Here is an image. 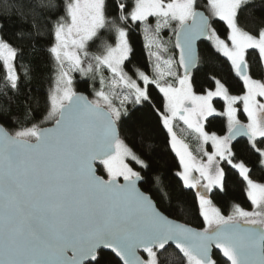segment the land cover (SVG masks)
<instances>
[{"label":"snow or ice","instance_id":"snow-or-ice-1","mask_svg":"<svg viewBox=\"0 0 264 264\" xmlns=\"http://www.w3.org/2000/svg\"><path fill=\"white\" fill-rule=\"evenodd\" d=\"M250 3L207 0L211 17L226 25L222 39L210 17L197 11L196 0H112L111 4L109 0H64V14L51 21L54 43L48 49L57 65L45 116L54 121L53 126L32 124L14 135L0 126V264H117L115 258L121 264H170L169 257L174 254L165 255L170 242L186 264H218L213 258V245L226 264H264V183L250 178V169L243 161L233 162L231 143L238 136L247 137L264 165V147L257 146L264 143V78L252 74H264V18L255 31L246 30L241 13ZM10 7L20 8L21 23L31 17L35 35H43L39 21H47L58 5L52 0H29L27 11L23 5ZM117 9L116 15H109L110 10ZM150 17L155 18V25ZM129 20L142 27L145 48L150 61H155L154 78L136 69L137 79H133L124 70L133 52ZM173 22L182 75L174 70V58L161 56L167 49L158 38L159 32ZM44 27L47 30L46 23ZM106 28L115 32V45H105L99 54L90 53L91 43ZM25 35L34 36L32 31L22 29L16 37L24 39ZM200 37L211 41L230 62L242 82L241 95L230 94L225 83L215 77L214 90L203 94L193 90L191 69L198 59L194 44ZM249 50L258 51V64H250ZM19 54L20 49L0 33L5 94L9 88L19 87L15 66ZM103 69H107L109 78ZM76 71L99 78L100 88L95 90L94 99L73 90L71 73ZM137 80L143 81V87ZM150 84L163 94V111L152 107L178 157L180 171L176 175L184 188L196 189L205 225L202 230L164 215L152 196L138 186L144 181L141 172L126 162L130 159L141 169L149 167L121 139L117 123L128 116L127 103H150ZM214 98L223 100V112L217 113ZM116 99L119 105L114 103ZM238 102L247 123L237 118ZM214 113L227 117L228 135L205 131L203 122ZM177 119L203 143L211 142L212 150L203 153L206 160H197L188 145L177 139L173 131ZM97 161L106 179L97 175ZM221 161L238 170L246 182L252 210L236 204L230 214L224 215L209 197L213 188L224 191ZM159 194L161 199L169 197L166 186Z\"/></svg>","mask_w":264,"mask_h":264},{"label":"trees","instance_id":"trees-1","mask_svg":"<svg viewBox=\"0 0 264 264\" xmlns=\"http://www.w3.org/2000/svg\"><path fill=\"white\" fill-rule=\"evenodd\" d=\"M52 2L58 7L51 10V15L47 17V21L43 19L39 21L41 31L44 34L35 35L36 30L31 27L32 18L29 17L24 23H21L19 19L20 8L10 7V5H23V10L27 11L29 0H0V25L3 26L0 28V33L20 49V54L15 61L20 76L17 90L9 88L5 94V72L2 65H0V124L9 132H15L32 124L42 127L52 123V120L45 119L49 108L48 93L55 70V63L48 49L54 43V37L50 31L51 21L64 14V0H52ZM111 2L112 0H109L110 4ZM206 3L207 0H196L197 9L204 10ZM117 12L118 9L115 11L110 10L109 15H116ZM9 15L11 18H8ZM261 18H264V0H251L250 5L241 13V24L246 27V30L255 31V26ZM211 21L212 26L217 30V34L222 39L225 38L226 25L218 19ZM45 23L47 24V30L44 27ZM128 25L130 26L129 42L133 52L130 54L129 60L125 62V70L133 72L135 69H141L149 72L150 64L142 27L138 22L133 24L130 20ZM22 29L25 32L32 31L33 38L25 35L24 39H17L16 34L21 32ZM114 40L115 32L107 28L103 29L95 41L91 43L88 51L99 54L104 49L99 47L100 42H104L105 45H112ZM247 58L250 64H258V51L249 50ZM25 69L28 71L25 72ZM191 73L193 90L197 93L213 89L215 86L213 77L225 83L230 94L241 95L243 93L242 82L231 70L230 62L216 51L208 40L199 41L198 62ZM252 74L257 79H261L263 76V74H258L255 71ZM74 82L76 91H83L89 96L92 84L87 78H80L75 73ZM148 87L150 103L137 105L129 102L126 105L129 114L128 116H122L117 123L120 137L149 165L146 169L138 168V171L144 177V181L139 182L140 188L152 196L157 207L167 216L202 229L204 221L200 215L196 191L184 188L182 180L176 175L180 171L179 161L171 149L167 130L159 122L158 115L152 107V105H155L156 108L162 111L163 97L155 85L150 84ZM214 103L218 108H223L222 100L215 99ZM238 108L240 118L245 119L241 103L238 104ZM203 123L205 131L208 133H215L216 135L226 133L225 118L221 115L209 116ZM184 129L186 128L182 126V130ZM231 143L235 154L233 162L243 161L250 169V178L264 183V165L259 163V154L251 149L247 138H238ZM257 146L264 147V143L258 142ZM222 167L225 169V187L224 191L214 188L209 194L213 203L224 214L236 204H239L242 208L250 209L251 202L247 197L245 181L240 176L239 171L228 165L226 161H223ZM97 168L98 173H101L98 165ZM165 186L170 198L161 199L159 192ZM108 253L109 256L114 258L113 254ZM170 253L174 254L169 257L170 264H185L182 253L171 246H167L165 255L167 256ZM213 258L218 261V264H226L217 250L213 251ZM115 259L117 264H121L117 258Z\"/></svg>","mask_w":264,"mask_h":264},{"label":"rangeland","instance_id":"rangeland-1","mask_svg":"<svg viewBox=\"0 0 264 264\" xmlns=\"http://www.w3.org/2000/svg\"><path fill=\"white\" fill-rule=\"evenodd\" d=\"M205 13L207 16L210 17V20H213V19H218V18H214V17H211L210 15V10L207 6V3L205 4ZM154 17H150L149 19H152ZM154 20V21H153ZM153 21V24L155 25V18L150 20V22ZM131 23H133L131 20H130ZM134 24V23H133ZM174 22H173V25L171 27H165V28H162L161 31L159 32V35H158V38L160 39L162 45L164 48L167 49L166 52H161V56H162V59H168L169 57H172L174 58V60L176 61V55H175V51H174V42H173V39H174ZM143 34V32H142ZM143 38H144V35H143ZM115 42H116V37H115V40H114V43L112 44L113 46L115 45ZM144 42H145V39H144ZM208 42L213 46L212 42L208 40ZM230 43V42H229ZM99 47H101L102 49L105 47V43L104 42H100L99 43ZM213 48L215 49V47L213 46ZM153 51H156L155 48L152 49ZM216 50V49H215ZM217 51V50H216ZM147 53H148V50H147ZM221 54V53H220ZM52 55V54H51ZM222 55V54H221ZM223 56V55H222ZM53 58V61L55 63V70H54V74H53V81H52V85L50 87V90H49V93H48V100H49V95H50V92L51 90L53 89L54 87V84H55V79H56V75H57V65H56V61L54 59V57L52 56ZM148 60H149V64H150V71L149 72H146V74H148L150 77H155V72H154V63L155 61L154 60H151L150 61V57L148 55ZM163 67V65H162ZM125 70V69H124ZM141 70V69H140ZM174 70L178 71L181 75L183 74L181 72V70L179 69L178 65H177V62L176 64L174 65ZM144 71V70H143ZM103 72H104V75L106 78H109L110 77V74L108 73L107 69H103ZM125 72L128 73L129 76H131L133 79H137L136 77V69L133 71V72H129V71H126ZM75 73H77V75L80 77V78H87L89 81H90V84H92V88H91V93L89 94V99H94V92L95 90H98L100 88V83H99V78L98 77H94V74L93 73H89V74H81L79 71H76V72H72L71 73V76H72V87H73V90L76 91V84L74 82V79H75ZM262 78H264V74L262 76ZM172 78H168L169 81H171ZM137 82L140 84L141 87H143V81H140V80H137ZM215 88V86H214ZM211 89V90H214ZM105 90H109L107 87L105 88ZM121 90L118 88L117 89V92H120ZM204 93V92H203ZM203 93H197V94H203ZM162 97H163V94L161 93ZM215 99H220L222 100L221 98H214ZM214 100H213V106L217 109V113H220V112H223L224 108L220 109L218 108L215 103H214ZM223 102V100H222ZM114 103H116L117 105H119V99H116L114 101ZM131 103V102H130ZM163 103H164V100H163ZM128 104V103H127ZM126 104V105H127ZM238 104L239 102L237 103L236 107H237V110H239L238 108ZM125 105V107H126ZM241 106H242V103H241ZM243 108V106H242ZM163 111V109H162ZM213 115H218L216 113H214ZM212 116V115H211ZM223 116V115H221ZM209 117V116H208ZM207 117V118H208ZM225 118V122H226V132L228 131V119L226 116H223ZM237 118L241 121V123H247V117L245 115V119H241L240 116H239V112L237 111ZM206 120V119H205ZM204 120V121H205ZM182 126H184L186 129L182 130ZM173 131L176 133V136H177V139L178 140H181L183 143L187 144L188 145V150L192 153V155L194 157H196L197 160H201V159H205L206 160V157L203 155L204 151H208L210 152L212 150V146H211V142H208V143H203L199 137H198V134H196L192 129H189L187 127V125H185L183 123V121H180V120H175L173 122ZM188 131V132H187ZM12 135H14L15 132H10ZM211 134V133H210ZM225 134H222V135H218V136H225ZM170 138V137H169ZM189 141H187L186 139ZM122 139V138H121ZM178 159V157H177ZM179 161V160H178ZM126 162H128L130 164V166H132L134 168V170L138 171V168H140L138 165L135 164V162L131 161L130 159L127 160ZM235 163V162H234ZM222 164H223V161H221V167H222ZM99 166V169L101 171V173H99L100 175H102L105 179L107 178V174L106 172L103 171V167L102 165H100V163L97 164ZM193 175H198L197 173H193ZM121 179V178H119ZM257 182V181H256ZM258 183H262V182H258ZM245 186H246V189H247V184L245 182ZM214 189V188H213ZM196 190V189H195ZM210 194V193H209ZM208 194V195H209ZM210 197V195H209ZM216 205V204H215ZM217 206V205H216ZM218 207V206H217ZM233 207L227 212V213H222L224 215H228L231 213ZM245 210H252V205H251V208L250 209H246L244 208ZM205 227V225L203 227H201L202 229ZM185 264H186V261H185Z\"/></svg>","mask_w":264,"mask_h":264},{"label":"water","instance_id":"water-1","mask_svg":"<svg viewBox=\"0 0 264 264\" xmlns=\"http://www.w3.org/2000/svg\"><path fill=\"white\" fill-rule=\"evenodd\" d=\"M197 11H201V12H203L205 15H206V13H205V11L204 10H201V9H197ZM207 16V15H206ZM175 34H174V39H173V42H174V51H175V55H176V62H177V65H178V67H179V55H180V52H179V49H177L176 47H175ZM201 40H207L205 37H200V38H198L196 41H195V44H194V47H195V52H196V56H197V58H198V43H199V41H201ZM197 62H198V59H197ZM196 66H197V63H196V65L191 69V72L196 68ZM179 69L181 70V72L183 73V69L182 68H180L179 67ZM78 94H82V95H84V96H86L88 99H89V97H88V95L85 93V92H83V91H76ZM53 124H54V121H52V123H50L49 125H46V126H42V127H52L53 126ZM0 126H2L1 124H0ZM3 128L10 134V135H12L4 126H3ZM226 135H228V131H227V133H226ZM238 138H247V137H245V136H238V137H236V139H238ZM236 139H234V140H236ZM233 140V141H234ZM34 142V141H33ZM99 163V161H97L96 162V167H97V164ZM97 175H100L99 173H98V168H97ZM119 182L120 183H123V179L121 178V179H119ZM138 186H139V183H138ZM140 187V186H139ZM141 189V188H140ZM141 191H143L142 189H141ZM159 209V208H158ZM160 210V209H159ZM161 211V210H160ZM162 212V211H161ZM163 213V212H162ZM164 214V213H163ZM164 215H166V214H164ZM167 216V215H166ZM170 220H173L174 222H176V223H180V224H184V225H186L187 227H190V228H192V229H195V230H202V229H200V228H197V227H194V226H192V225H190V224H187V223H184V222H181V221H179V220H177V219H174V218H171V217H169V216H167ZM168 246H171V247H173L176 251H178L179 252V250L178 249H176L175 248V245L174 244H172L171 242L169 243V245ZM214 250H217V252H218V254L220 255V257L225 261V258H223L222 257V254L219 252V250L218 249H216L215 248V246L213 245V247H212V254H213V251ZM107 252H110V250H106ZM139 254L142 256V257H144V256H146V254L145 253H143V251L142 250H140L139 251ZM68 255H71V252H69L68 253ZM114 255V254H113ZM118 259V258H117ZM226 262V261H225ZM121 263V262H120Z\"/></svg>","mask_w":264,"mask_h":264},{"label":"flooded vegetation","instance_id":"flooded-vegetation-1","mask_svg":"<svg viewBox=\"0 0 264 264\" xmlns=\"http://www.w3.org/2000/svg\"><path fill=\"white\" fill-rule=\"evenodd\" d=\"M227 133V132H226ZM193 190H195V189H193ZM196 191V190H195Z\"/></svg>","mask_w":264,"mask_h":264}]
</instances>
